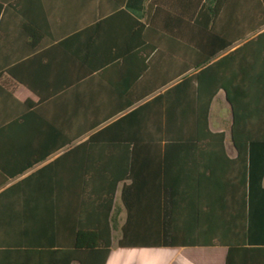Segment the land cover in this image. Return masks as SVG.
<instances>
[{
  "label": "trees",
  "instance_id": "16d2710c",
  "mask_svg": "<svg viewBox=\"0 0 264 264\" xmlns=\"http://www.w3.org/2000/svg\"><path fill=\"white\" fill-rule=\"evenodd\" d=\"M113 1L112 14L128 15L125 0ZM144 16V23L133 20L135 31L152 28L155 53L139 74L154 77L157 96L91 126V136L70 150L88 148L92 160L78 168L86 176L77 184L75 215L71 200L70 225H54L50 237L41 232L31 245L0 247V264H107L114 231L120 250L224 247L225 264H264V0H145ZM220 91L232 111L234 160L223 154L224 134L209 130ZM217 146L218 168L202 163ZM250 151L259 156L248 176ZM213 189L218 197H201ZM144 252L120 261L150 264ZM108 264H116L114 255Z\"/></svg>",
  "mask_w": 264,
  "mask_h": 264
},
{
  "label": "crops",
  "instance_id": "0c3cea01",
  "mask_svg": "<svg viewBox=\"0 0 264 264\" xmlns=\"http://www.w3.org/2000/svg\"><path fill=\"white\" fill-rule=\"evenodd\" d=\"M115 4L113 0H0V247L31 245L39 242L41 232L50 237L54 225H70L71 200L75 215L77 184L86 176L78 168L92 161L84 152L88 148L79 154L70 150L91 136V126L114 114H129L158 94L154 77L141 79L139 74L142 60L146 63L155 53V49L149 53L155 32L149 25L136 32L133 22H145V0H125L122 9L128 15L112 14ZM141 34L147 37L144 42ZM135 102L138 105L129 107ZM208 123L212 133L224 134V156L236 159L232 111L222 91L210 105ZM78 134L83 136L77 139ZM211 149L213 153L203 154L202 163L218 168L214 163L221 158L220 148ZM258 156L248 153V176ZM33 157L35 163L25 167ZM260 188L264 189V175ZM120 190L121 185L115 206L122 226ZM202 193L205 198L219 196L214 189ZM214 217L213 211L207 228H214ZM119 237V231L112 233L107 264ZM143 250L168 253L166 264H198L195 253L203 255L207 264H225L227 254L224 247Z\"/></svg>",
  "mask_w": 264,
  "mask_h": 264
},
{
  "label": "rangeland",
  "instance_id": "374dc122",
  "mask_svg": "<svg viewBox=\"0 0 264 264\" xmlns=\"http://www.w3.org/2000/svg\"><path fill=\"white\" fill-rule=\"evenodd\" d=\"M118 233H115V236H117ZM145 251L144 254H143V258H148V259H151L150 261L152 263H155V264H166L167 261H168V257H169V254L166 253V252H163V251H159V252H150L148 250H143ZM134 252H141V250H120L117 248V245H114L113 249H112V253L114 255V258H115V263L116 264H122L121 263V258H124V257H135L137 256L138 254H132ZM194 255V254H193ZM140 256V254L138 255ZM195 259L197 260L198 264H207V262H203L201 260L202 257H204L203 255H200L199 253H195ZM118 260V261H117ZM121 260V261H120ZM150 262V264H151Z\"/></svg>",
  "mask_w": 264,
  "mask_h": 264
}]
</instances>
